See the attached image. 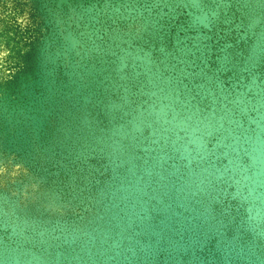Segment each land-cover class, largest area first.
Here are the masks:
<instances>
[{
	"label": "water",
	"instance_id": "1",
	"mask_svg": "<svg viewBox=\"0 0 264 264\" xmlns=\"http://www.w3.org/2000/svg\"><path fill=\"white\" fill-rule=\"evenodd\" d=\"M4 24L0 161L81 215L0 190V264H264V0H0Z\"/></svg>",
	"mask_w": 264,
	"mask_h": 264
},
{
	"label": "clouds",
	"instance_id": "2",
	"mask_svg": "<svg viewBox=\"0 0 264 264\" xmlns=\"http://www.w3.org/2000/svg\"><path fill=\"white\" fill-rule=\"evenodd\" d=\"M6 23L11 27L18 25L19 33L30 32V35L24 36L21 42V53L23 54L28 50L24 45L37 38L33 30L39 26L40 18L33 19L32 14L25 11L16 17L15 25L10 21ZM4 28L5 24L0 25V32H3ZM12 55V49L7 41L0 38V84H6L19 71L16 66L17 61L10 58ZM18 159L15 153L4 154V159L0 161V190L6 191L13 198H18L17 203L21 208L39 205L41 210L50 217H64L71 213L81 215L79 207L73 209L67 203L59 206L51 197L45 199L46 186L29 167L22 162H14ZM17 184L21 185L19 189L15 187Z\"/></svg>",
	"mask_w": 264,
	"mask_h": 264
}]
</instances>
